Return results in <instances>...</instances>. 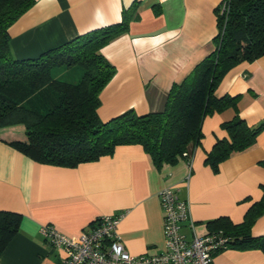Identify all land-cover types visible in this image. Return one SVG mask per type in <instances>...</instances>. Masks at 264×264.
Returning <instances> with one entry per match:
<instances>
[{"label": "crops", "instance_id": "1", "mask_svg": "<svg viewBox=\"0 0 264 264\" xmlns=\"http://www.w3.org/2000/svg\"><path fill=\"white\" fill-rule=\"evenodd\" d=\"M222 2L37 0L10 27V47L17 60L35 59L120 23L135 4L127 32L101 49L115 74L99 95L97 113L103 122L129 110L139 116L158 113L172 85L213 50ZM214 95L236 98L238 115L249 127L264 123V57L231 69ZM234 115L232 108L206 115L202 138L188 146L187 160L160 168L139 145L119 146L112 155L69 168L40 164L0 142V212L21 216L17 233L0 253V264H62L63 253L40 234V227L49 225L78 239L98 218L119 214L123 218L117 233L125 250L132 256L158 254L163 250L159 194L164 189L189 201L199 237L210 233L208 224L219 218L241 224L264 198V129L251 148L216 170L206 163L216 140L226 137L220 125ZM7 131L0 135L7 136ZM181 233L192 237L186 223ZM251 234L264 235V213ZM212 264H264V253L227 248L214 255Z\"/></svg>", "mask_w": 264, "mask_h": 264}, {"label": "trees", "instance_id": "2", "mask_svg": "<svg viewBox=\"0 0 264 264\" xmlns=\"http://www.w3.org/2000/svg\"><path fill=\"white\" fill-rule=\"evenodd\" d=\"M37 0H0V135L4 143L43 165L74 168L112 155L119 146L139 145L156 168L188 158L190 144H199L206 115L232 108L234 117L220 125L226 133L206 156L214 170L233 155L251 148L264 123L249 127L238 115L237 99H220L215 91L225 75L242 63L264 57V0H228L216 12L213 50L180 83L172 85L163 111L139 116L129 110L103 122L98 117L99 95L115 74L101 54L109 42L125 34L135 4L121 22L80 36L35 59L12 55L9 29ZM74 74L70 80L62 79ZM59 76V77H58ZM264 213V198L246 213L243 222L227 218L210 222L227 248L264 253V235L251 229ZM21 216L0 212V253L17 233Z\"/></svg>", "mask_w": 264, "mask_h": 264}, {"label": "built area", "instance_id": "3", "mask_svg": "<svg viewBox=\"0 0 264 264\" xmlns=\"http://www.w3.org/2000/svg\"><path fill=\"white\" fill-rule=\"evenodd\" d=\"M227 2L223 0L220 6L222 14ZM159 201L163 250L155 255L132 256L125 250L117 233L123 214L98 218L78 239L68 238L49 225L40 227L39 232L54 249L63 253L62 264H212L214 255L227 249L228 241L220 232L201 237L194 233L188 200L179 199L172 189H164ZM184 223L191 230V239L181 233Z\"/></svg>", "mask_w": 264, "mask_h": 264}, {"label": "rangeland", "instance_id": "4", "mask_svg": "<svg viewBox=\"0 0 264 264\" xmlns=\"http://www.w3.org/2000/svg\"><path fill=\"white\" fill-rule=\"evenodd\" d=\"M220 14H222V13H221V8H220ZM56 75H59L62 79H66V80H69V79L71 80V79L74 77V74L69 75L68 77H67V76L64 77L63 74H56ZM59 76H58V77H59ZM4 129H5V128H4ZM6 130H9V131H7V134H9V132L12 133V129L10 130V129L8 128V129H5V131H6ZM5 131H3V129H0V134L4 133Z\"/></svg>", "mask_w": 264, "mask_h": 264}]
</instances>
